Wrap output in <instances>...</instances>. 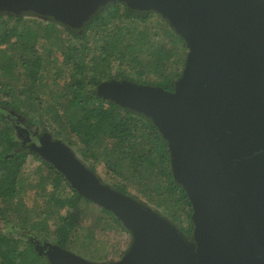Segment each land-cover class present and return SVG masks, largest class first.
Wrapping results in <instances>:
<instances>
[{"label": "water", "instance_id": "water-1", "mask_svg": "<svg viewBox=\"0 0 264 264\" xmlns=\"http://www.w3.org/2000/svg\"><path fill=\"white\" fill-rule=\"evenodd\" d=\"M112 2L160 13L187 46L171 90L116 78L96 90L161 132L174 181L191 206V236L101 182L45 131L31 147L79 194L111 211L132 242L108 262L48 241L40 252L51 264H264V0H0V12L42 15L81 30Z\"/></svg>", "mask_w": 264, "mask_h": 264}, {"label": "trees", "instance_id": "trees-1", "mask_svg": "<svg viewBox=\"0 0 264 264\" xmlns=\"http://www.w3.org/2000/svg\"><path fill=\"white\" fill-rule=\"evenodd\" d=\"M186 54L185 41L164 16L140 14L123 2L97 10L81 30L0 12V264H51L38 241L71 250L76 233L94 241L111 221L124 229L103 207L85 224L82 201L91 200L37 153V178L29 181L24 165L30 150L17 127L26 134L47 127L55 139L75 148L87 167L95 170L102 161L109 186L129 194L133 184L150 206L164 209L191 234V206L174 181L161 132L143 114L96 90L112 78L171 90ZM28 189H35L33 196L39 194L42 202L28 204Z\"/></svg>", "mask_w": 264, "mask_h": 264}, {"label": "rangeland", "instance_id": "rangeland-1", "mask_svg": "<svg viewBox=\"0 0 264 264\" xmlns=\"http://www.w3.org/2000/svg\"><path fill=\"white\" fill-rule=\"evenodd\" d=\"M26 14H29V13L26 12ZM140 14H143V13H140ZM30 16L39 17L42 19L45 18L42 15H37L33 13L30 14ZM46 19H51V18L46 17ZM39 51L42 52V48H40ZM55 53H56L55 55L57 59L60 61L61 60L60 52L57 51ZM42 91L45 92L44 89ZM16 130H17L18 137L21 138L22 140V143L27 145L28 149L30 150L29 157L24 165V172H25L26 177L29 178V181L31 180L32 182H34L35 179L37 178V174L34 172V166L39 163V159L35 157V154L37 152H35V150L31 147L30 145L31 143H28L29 136L26 133H24L23 129L17 127ZM45 131L50 134L51 139H55V137L50 133L47 127L38 126L36 130H33L34 134H37V137ZM70 147L72 148V151L75 152L77 158L79 159L80 156L75 151V148H73L72 146ZM84 165L86 166L85 162H84ZM92 171L94 172V174L98 177V179L101 182L109 185L108 183L111 182L110 177L108 173L106 172L105 166L102 161L97 162L96 169ZM128 189H129V194L127 193L125 194L135 198L136 200L142 202L143 204H146L147 206H150V204H148V202L146 201L145 197L138 194L136 186H134L133 184H130L128 186ZM28 190H29L28 194L25 196L27 197L26 201L28 204H33L35 200H38L37 203L42 202V199L44 198L41 197L39 194L36 196H33V194L36 193L35 189H28ZM47 190L50 191L51 187L48 186ZM82 204L84 205L86 214H87V219L84 220L85 224H89L90 222H92L93 217L96 216L97 213L102 214L101 206L98 205L97 203L93 201H88V202L82 201ZM150 207L154 209L156 212H158L161 216L166 218L175 227H177L186 238H190L191 235L185 234V232L179 226V222L175 219H172L170 215L164 209H160L155 205H153V207L152 206ZM131 242H132L131 231L125 226H124V229H121L120 226H118V224L111 221L109 224H106L103 229L95 233L94 241H92L91 239L85 238L83 236V233H76L74 236H72V245H71L72 249L71 250L75 252L76 254L86 259H89L91 261L108 262V261H113V260H117L118 258H120L127 251ZM38 244H40L39 241H38ZM40 248L41 247H39V249Z\"/></svg>", "mask_w": 264, "mask_h": 264}, {"label": "flooded vegetation", "instance_id": "flooded-vegetation-1", "mask_svg": "<svg viewBox=\"0 0 264 264\" xmlns=\"http://www.w3.org/2000/svg\"><path fill=\"white\" fill-rule=\"evenodd\" d=\"M24 131V130H23ZM24 133H26L25 131H24ZM27 135L29 136V141H28V143H31L33 140L34 141H37V134H34V132H31V133H27ZM39 247H40V244H37V248L39 249Z\"/></svg>", "mask_w": 264, "mask_h": 264}]
</instances>
